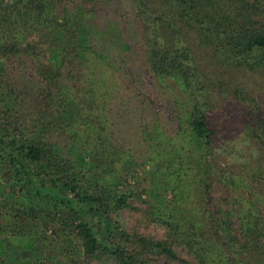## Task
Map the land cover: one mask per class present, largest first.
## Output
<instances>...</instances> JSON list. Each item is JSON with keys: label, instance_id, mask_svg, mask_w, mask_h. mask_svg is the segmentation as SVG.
I'll use <instances>...</instances> for the list:
<instances>
[{"label": "trees", "instance_id": "obj_1", "mask_svg": "<svg viewBox=\"0 0 264 264\" xmlns=\"http://www.w3.org/2000/svg\"><path fill=\"white\" fill-rule=\"evenodd\" d=\"M238 69L264 72V0H0V264H264V95ZM224 105L256 146L221 142Z\"/></svg>", "mask_w": 264, "mask_h": 264}, {"label": "rangeland", "instance_id": "obj_2", "mask_svg": "<svg viewBox=\"0 0 264 264\" xmlns=\"http://www.w3.org/2000/svg\"><path fill=\"white\" fill-rule=\"evenodd\" d=\"M136 76H131L133 78L132 88L136 91L142 92V98H145L154 109L158 110L160 114H162L163 120L165 121V125L169 131H173L176 129V123L173 120H170L169 110L170 106L168 103V96L165 94L164 89L159 85L156 84L147 74H144L143 68L138 67L134 70ZM236 76V80L238 83L249 90L250 92L255 93H263L264 95V72L263 71H250L245 69H238L231 71ZM230 72V73H231ZM138 73V74H137ZM229 73L226 74L228 77ZM129 80V78H127ZM153 101V102H152ZM237 108V106H236ZM238 109V108H237ZM237 109H233L232 107L227 106L221 107L216 115L227 121L225 127L220 133L221 135V142L227 144L228 150H231L232 147L239 148L240 151H245L244 147H252L256 146L252 142H247L244 136V130L242 121L240 120V114ZM230 113V117L228 116ZM168 139H160L155 142V146H164L168 144ZM251 144V145H250ZM242 150H241V149ZM254 148V147H253ZM247 149V148H246ZM256 150V149H254ZM259 149L256 151V155H258ZM264 154V151H263ZM238 162V160H236ZM139 203V202H136ZM139 213V212H137ZM135 214L134 211L131 209H122L118 212L113 213L114 218L119 220L122 223V226L128 228L133 223H135ZM141 231H148L153 233L157 237H162L164 235L165 227L160 224L156 223H149L148 225H140L139 226ZM180 254L184 257H190L186 254L185 249L183 247H178Z\"/></svg>", "mask_w": 264, "mask_h": 264}]
</instances>
